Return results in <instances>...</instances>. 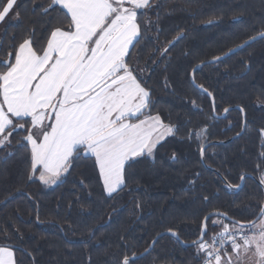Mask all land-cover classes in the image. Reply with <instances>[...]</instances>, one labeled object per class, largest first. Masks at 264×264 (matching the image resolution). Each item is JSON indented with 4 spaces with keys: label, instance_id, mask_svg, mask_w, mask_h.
<instances>
[{
    "label": "trees",
    "instance_id": "1",
    "mask_svg": "<svg viewBox=\"0 0 264 264\" xmlns=\"http://www.w3.org/2000/svg\"><path fill=\"white\" fill-rule=\"evenodd\" d=\"M45 2L17 0L19 18L0 25L5 51L13 36L18 42L30 27L40 37L42 18L34 8ZM149 16L155 27L146 34V46H139L140 66L147 68L142 76L151 89L153 114L177 126L179 133L166 138L155 164L136 163L127 187L112 197L103 190L93 158L77 160L65 183L46 186L28 180L24 151L10 158L0 152V246L13 248L17 264H120L126 254L144 253L164 232L193 243L210 212L245 222L258 214L263 201L256 181L264 172V40L194 73L195 84L212 93L217 116L226 108L243 109V134L227 145L209 146L204 154L207 168L230 186L247 176L240 191L229 190L202 166L201 142L190 140L188 133L207 127L203 146L226 141L240 133L241 113L232 110L224 119H214L210 100L194 89L189 75L196 65L264 30V0H155ZM165 48L170 50L164 53ZM199 262L195 247L163 237L137 264Z\"/></svg>",
    "mask_w": 264,
    "mask_h": 264
},
{
    "label": "snow or ice",
    "instance_id": "2",
    "mask_svg": "<svg viewBox=\"0 0 264 264\" xmlns=\"http://www.w3.org/2000/svg\"><path fill=\"white\" fill-rule=\"evenodd\" d=\"M154 2L46 0L34 8L43 23L39 38L30 27L18 42L13 36L6 51L0 40L5 55L0 59V152L10 158L24 151L29 181L61 185L77 160L94 158L103 190L112 197L127 187L136 163L155 164L166 138L179 133L153 114L151 89L142 76L147 68L140 66L139 46L155 27L149 16ZM19 16L17 0H0V25ZM257 39L264 40V30L244 46ZM188 138L201 142L203 157L207 127ZM171 159L176 162L175 153ZM258 213L248 222L222 212L204 215L192 244L202 264H233V254L240 264L249 253L255 264H264V207ZM139 258L126 254L120 264H137ZM0 264H17L13 248L0 246Z\"/></svg>",
    "mask_w": 264,
    "mask_h": 264
},
{
    "label": "water",
    "instance_id": "3",
    "mask_svg": "<svg viewBox=\"0 0 264 264\" xmlns=\"http://www.w3.org/2000/svg\"><path fill=\"white\" fill-rule=\"evenodd\" d=\"M256 36H257V35H256ZM249 40H250V39H249ZM249 40H247V41H249ZM259 40H261V39H257V40H256L255 42H253V43H256V42L259 41ZM247 41H245L243 44H241V45L235 47L234 49L228 51L227 53H225L224 55H222V56H220V57H218V58L211 59V60H209V61H206V62H203V63H200V64L196 65V66L193 68V70L190 72L189 79H190V83H191V85H192V86L194 87V89H196L197 91H199V92L205 94L206 97L210 100V104H211V108H212V115H213V117H215V118L218 119V120L224 119V118L226 117V115H227L230 111H232V110H236V111H239V112L241 113V131H240V133H239L238 135H236V136H234V137H232V138L226 140V141H223V142L215 141V142L208 143V144L204 145V146L206 147V149H207L209 146L227 145V144L231 143L232 141L236 140L237 138H239V137L243 134V132H244V128H245V115H244L243 111H241L240 108L235 107V108H228V112H227V113H225V112L223 111V112L221 113L220 116H217V115H216V112H215V105H214V101H213L212 96H208L207 92L203 91L201 88H199V87L195 84V81H194V73H195V71L198 70L199 68H202V67H204V66L213 65V64H216V63L222 62L223 60L229 58L230 56H232V55L238 53L239 51H241V50H243V49L249 47V46H244L245 43H246ZM253 43H251V45H252ZM194 70H195V71H194ZM199 156H200V162H201L202 166H203L205 169L210 170L211 172H214V173L219 177V179L223 182V184H224L229 190H232V191H238L236 187H232V186L230 187V185H229V184H228V183H227V182H226L221 176H219V174H218L217 172H215L214 170H211V169H208V168H207V166L205 165V162H204V156L201 157L200 152H199ZM243 177H245V179L247 178V176H243ZM245 179H244V180H245ZM244 180H243V181H242V180L240 181V185H241L242 187H243V185H244ZM256 183H257L258 187L260 188V190H261V192H262V195H263V201H262V206H261V207H264V184H261L260 181H256ZM239 191H240V190H239ZM258 214H259V213H258ZM258 214H257V215H258ZM172 233H173V232H164V233L159 234L157 237H155V239L150 243L148 249H147L144 253H142L141 255L138 256V257H140V258L138 259V261H139L140 259H142L143 257H145L147 254H149V253L151 252V250L153 249L154 245L156 244V242H157L160 238H162V237H171V238H173L174 240L178 241L183 247H193V246H192L193 243H190V244H184V243H182V242L179 241V239H178L177 236H173ZM154 242H155V243H154Z\"/></svg>",
    "mask_w": 264,
    "mask_h": 264
},
{
    "label": "rangeland",
    "instance_id": "4",
    "mask_svg": "<svg viewBox=\"0 0 264 264\" xmlns=\"http://www.w3.org/2000/svg\"><path fill=\"white\" fill-rule=\"evenodd\" d=\"M262 134V138H263V144H264V132L261 133ZM261 179H264V172L261 176ZM262 206V205H261ZM232 259H233V264H236L237 262V257L236 254L232 255ZM256 258L253 257L250 253L247 257H242L240 264H255Z\"/></svg>",
    "mask_w": 264,
    "mask_h": 264
},
{
    "label": "crops",
    "instance_id": "5",
    "mask_svg": "<svg viewBox=\"0 0 264 264\" xmlns=\"http://www.w3.org/2000/svg\"><path fill=\"white\" fill-rule=\"evenodd\" d=\"M168 138V137H167ZM94 159V158H93ZM98 170V169H97ZM37 176H38V173H37ZM101 180V179H100ZM37 181L39 182V183H41L40 181H39V179H37ZM101 183H102V185H103V182H102V180H101ZM42 184V183H41ZM44 185V184H43ZM46 186H48V185H46ZM52 186H54V185H52ZM105 192V191H104ZM105 194L107 195V193L105 192Z\"/></svg>",
    "mask_w": 264,
    "mask_h": 264
},
{
    "label": "built area",
    "instance_id": "6",
    "mask_svg": "<svg viewBox=\"0 0 264 264\" xmlns=\"http://www.w3.org/2000/svg\"><path fill=\"white\" fill-rule=\"evenodd\" d=\"M198 264H202V261L200 260V262Z\"/></svg>",
    "mask_w": 264,
    "mask_h": 264
},
{
    "label": "bare ground",
    "instance_id": "7",
    "mask_svg": "<svg viewBox=\"0 0 264 264\" xmlns=\"http://www.w3.org/2000/svg\"><path fill=\"white\" fill-rule=\"evenodd\" d=\"M163 238V237H162ZM161 239V238H160ZM183 243V242H182Z\"/></svg>",
    "mask_w": 264,
    "mask_h": 264
}]
</instances>
